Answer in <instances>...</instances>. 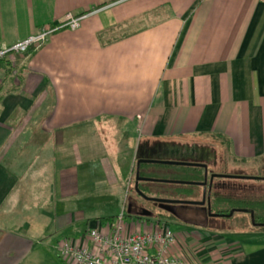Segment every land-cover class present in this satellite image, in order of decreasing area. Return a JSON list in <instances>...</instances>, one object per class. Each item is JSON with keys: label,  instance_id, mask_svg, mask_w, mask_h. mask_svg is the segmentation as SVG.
<instances>
[{"label": "crops", "instance_id": "1", "mask_svg": "<svg viewBox=\"0 0 264 264\" xmlns=\"http://www.w3.org/2000/svg\"><path fill=\"white\" fill-rule=\"evenodd\" d=\"M68 13L88 16L12 54L9 74L0 65V264H77L59 248L90 246L88 231L125 211L146 149L213 151L218 135L235 162L264 168V0H0V49ZM131 200L144 226L151 210ZM223 220L188 221L198 229L172 254L264 264V229Z\"/></svg>", "mask_w": 264, "mask_h": 264}, {"label": "built area", "instance_id": "2", "mask_svg": "<svg viewBox=\"0 0 264 264\" xmlns=\"http://www.w3.org/2000/svg\"><path fill=\"white\" fill-rule=\"evenodd\" d=\"M87 16L86 13H68L58 24L43 27L8 50L0 49V57L9 52L28 53L30 48L40 47L49 35L60 29H78ZM104 226L105 229L88 231L90 246L74 245L67 241L59 248V256L77 264H187L171 252L177 237L166 221L155 222L152 228L145 227L144 230L125 234L123 210Z\"/></svg>", "mask_w": 264, "mask_h": 264}, {"label": "trees", "instance_id": "3", "mask_svg": "<svg viewBox=\"0 0 264 264\" xmlns=\"http://www.w3.org/2000/svg\"><path fill=\"white\" fill-rule=\"evenodd\" d=\"M12 52L7 53L4 57H0V65L5 70L6 74H9L13 69L14 65L11 59L9 58ZM23 76L20 77V82H23ZM2 90V89H0ZM216 138L219 139V142L229 151V143L226 139L221 138L216 135ZM216 139V140H217ZM150 158V157H145ZM141 157L138 158V161ZM138 161L136 163L134 169V183L131 185L130 190L135 191L139 198L144 197L140 196L135 187L136 177H137V168ZM158 169H163L166 172H169V176L165 179L169 180H185V181H193V182H203L206 176V168L202 166H194V165H176V164H164L161 162H149L142 161L139 164V174L141 177H155L158 176L154 174ZM172 174V175H171ZM224 179H229V182ZM238 179H259L264 180V177H247V176H218L214 177L212 181V190L210 194V202L213 213H219V216H213L217 218H234L237 214H248L251 218V221L254 225V228L264 229V198L251 196L249 194H245V189L249 188L245 185H241L236 182ZM208 185L210 182V178H208ZM235 182H234V181ZM172 183V182H171ZM175 183V182H173ZM177 184L176 187L169 190L171 194L170 198L180 199V200H192V201H201L203 199V192L201 191L200 185L194 184ZM139 189L147 196L156 197V190L151 186V181L141 180L139 181ZM163 192V189L160 190ZM156 203V202H154ZM158 204H161L158 202ZM176 204V203H170ZM170 204H163L162 207L156 212L152 213L151 218L154 216L156 222L166 221L169 223V218H177L175 212L171 211L174 207L170 206ZM167 205V206H166ZM184 206H198L202 207L205 210L204 218H200L197 215L194 216H186L183 218H191L195 220V223H199L204 226H215L217 222L215 219H211V215L208 213V204H200L198 202H194L192 204L182 203ZM139 214V213H137ZM210 217V218H209ZM206 220V221H205ZM200 221V222H199ZM201 221H205L207 224H202ZM210 221H213L212 224Z\"/></svg>", "mask_w": 264, "mask_h": 264}, {"label": "rangeland", "instance_id": "4", "mask_svg": "<svg viewBox=\"0 0 264 264\" xmlns=\"http://www.w3.org/2000/svg\"><path fill=\"white\" fill-rule=\"evenodd\" d=\"M213 151L217 153V159L218 163L215 165H210V170L213 172H218L223 175H229V176H247V177H264V168L260 167L259 164H253L250 163L248 165L246 164H241L237 163L234 161V157H232L226 150V148L217 142H214L213 140ZM154 174H156L158 179H165L166 177L164 176H169V172H166L163 169H158ZM172 175V174H171ZM229 182V179H224ZM234 181V180H233ZM235 182V181H234ZM236 182L239 184L245 183L248 185L245 189V194H249L251 196H256V197H263L264 198V180H259V179H238ZM151 186L156 190V197L158 198H170L171 194L169 193V190L167 189H173L174 187L177 186L175 183L171 182H161V181H151ZM163 189V192H160V190ZM139 197L135 191L130 192L129 197H128V202L125 203L127 208H124V202L120 204L121 206L118 209L122 210L123 208L125 209V225L132 224L134 226V229H139L143 226L141 224V221L137 219L133 214H131L130 211V202L132 201V197ZM151 197V196H150ZM173 199V198H170ZM141 200L142 204L145 206H148L154 210V213H156L160 207L163 206V204H154V201L139 198ZM96 205L100 206L103 203L102 199H99L98 201L95 202ZM111 207L119 205L117 201L115 200L114 202L107 203ZM168 204V203H167ZM182 203H176V204H170V206L177 208L181 217H186V216H194L197 215L198 217L202 218L205 214V210L202 207L198 206H184L181 205ZM167 206V205H166ZM122 212V211H121ZM239 215L243 214H237L235 217H239ZM181 217L178 218H169V224L172 228V230L177 234L181 233L184 230L191 231L192 229H198V227L192 225L191 223H188V221L184 218L182 219ZM149 218V217H148ZM204 218V217H203ZM247 219V218H246ZM240 221V220H239ZM250 222V219H248ZM155 217L153 216L150 221H145V224L143 227H153L155 223ZM215 222L219 223L222 222L224 223V220L221 218L215 219ZM230 225V223H229ZM228 225V227H229ZM210 228V227H209ZM230 230V229H229ZM138 231V230H137Z\"/></svg>", "mask_w": 264, "mask_h": 264}, {"label": "water", "instance_id": "5", "mask_svg": "<svg viewBox=\"0 0 264 264\" xmlns=\"http://www.w3.org/2000/svg\"><path fill=\"white\" fill-rule=\"evenodd\" d=\"M142 161H149V162H161L164 164H176V165H194V166H202L206 168V176L205 180L203 182H193V181H185V180H169V179H158L155 177H141L139 174V164ZM208 164L201 161H186L179 158H173V157H164V158H141L138 161V168H137V177L135 182L136 190L138 191L139 195L144 197L147 200L154 201L156 203L160 202L161 204H170V203H188L192 204L194 202H198L202 205L208 204V211L211 216H219L221 214L219 213H213L211 208V202H210V194L212 190V181L214 177L218 176H229V175H223V174H212L210 177V183L208 185V172H207ZM145 180V181H161V182H175L179 184H194V185H200L203 186V199L201 201H192V200H180V199H170V198H158V197H149L145 195L140 189H139V181ZM208 185V186H207ZM142 216H152L151 211L144 210L139 213Z\"/></svg>", "mask_w": 264, "mask_h": 264}, {"label": "flooded vegetation", "instance_id": "6", "mask_svg": "<svg viewBox=\"0 0 264 264\" xmlns=\"http://www.w3.org/2000/svg\"><path fill=\"white\" fill-rule=\"evenodd\" d=\"M144 154L146 156L156 157V158L157 157L158 158L173 157V158H179V159L186 160V161L205 162L208 164V168H207L208 178H210L212 174H221V173L213 172L210 170L211 164L215 165L218 163L217 153L215 151H209L205 148L199 149L195 145L194 146L176 145V144L169 145V143H163L161 146H157L151 150L146 149V152ZM154 204H158V203H154ZM145 208L151 210V212L154 213V210L152 208H148V207H145ZM171 211L176 213L177 218L181 217L177 208L171 209ZM208 213H209V211H208ZM215 218L217 219V217H213V216L211 217V219H215ZM182 219H184V218H182ZM186 220L190 221V222H195V220H193L191 218H186ZM205 221H201V223L207 224V223H205ZM210 222L212 224H214L213 221H210Z\"/></svg>", "mask_w": 264, "mask_h": 264}]
</instances>
